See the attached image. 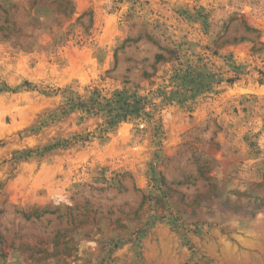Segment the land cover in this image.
Masks as SVG:
<instances>
[{"label": "rangeland", "instance_id": "obj_1", "mask_svg": "<svg viewBox=\"0 0 264 264\" xmlns=\"http://www.w3.org/2000/svg\"><path fill=\"white\" fill-rule=\"evenodd\" d=\"M0 264H264V0H0Z\"/></svg>", "mask_w": 264, "mask_h": 264}, {"label": "trees", "instance_id": "obj_2", "mask_svg": "<svg viewBox=\"0 0 264 264\" xmlns=\"http://www.w3.org/2000/svg\"><path fill=\"white\" fill-rule=\"evenodd\" d=\"M199 168H200V169H201V171H202V169H203L204 167H203L202 165H200V166H199Z\"/></svg>", "mask_w": 264, "mask_h": 264}]
</instances>
